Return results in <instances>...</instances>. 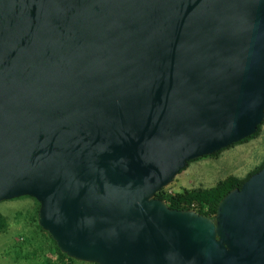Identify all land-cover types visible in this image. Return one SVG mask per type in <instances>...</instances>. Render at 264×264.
I'll return each instance as SVG.
<instances>
[{
	"label": "water",
	"instance_id": "1",
	"mask_svg": "<svg viewBox=\"0 0 264 264\" xmlns=\"http://www.w3.org/2000/svg\"><path fill=\"white\" fill-rule=\"evenodd\" d=\"M264 119V0H0V200L66 256L264 264V161L212 217L154 193Z\"/></svg>",
	"mask_w": 264,
	"mask_h": 264
},
{
	"label": "rangeland",
	"instance_id": "2",
	"mask_svg": "<svg viewBox=\"0 0 264 264\" xmlns=\"http://www.w3.org/2000/svg\"><path fill=\"white\" fill-rule=\"evenodd\" d=\"M264 160V119L256 135L227 145L215 154L187 161L163 187L166 191L208 187L227 175L243 177ZM0 264H58L64 259L50 235L37 223L36 200L20 195L0 200ZM72 264H92L74 260Z\"/></svg>",
	"mask_w": 264,
	"mask_h": 264
},
{
	"label": "trees",
	"instance_id": "3",
	"mask_svg": "<svg viewBox=\"0 0 264 264\" xmlns=\"http://www.w3.org/2000/svg\"><path fill=\"white\" fill-rule=\"evenodd\" d=\"M259 124L255 131L239 139L236 142H242L248 138L257 134ZM233 142V143H236ZM231 143V144H233ZM229 144V145H231ZM221 149L214 151L211 154L219 152ZM264 160H262L258 166L248 171L243 177H237L234 175H227L222 179L217 180L213 185L208 187H195V188H183L180 191L168 192L160 188L154 193V196L161 199L167 206L178 209H192L201 215L206 217H212L217 201L220 197L233 187H238L243 180H245L251 173L257 171ZM36 207L38 208V202L36 201ZM4 226V218L0 214V229ZM58 250V248L56 247ZM64 259L58 264H72L74 258L66 256L62 253ZM92 264H97L91 262Z\"/></svg>",
	"mask_w": 264,
	"mask_h": 264
}]
</instances>
